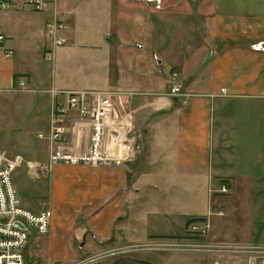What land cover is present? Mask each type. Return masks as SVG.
Here are the masks:
<instances>
[{"label":"crops","instance_id":"0c3cea01","mask_svg":"<svg viewBox=\"0 0 264 264\" xmlns=\"http://www.w3.org/2000/svg\"><path fill=\"white\" fill-rule=\"evenodd\" d=\"M33 13L0 11V94L22 82V92L43 87L49 130L53 90H102L114 102L107 144L115 160L51 167L48 131L38 135L47 139V162H25L35 178H49L48 246L65 243L71 262H87L130 242L179 235L194 217L211 218L213 241L264 245V0H57ZM56 14L68 43L48 68L40 52L50 46L46 29ZM174 72L183 96L171 94ZM29 100L40 109L41 98ZM81 121L71 114L67 137L84 150L91 127ZM28 253L29 246V260ZM130 257L100 263L230 260Z\"/></svg>","mask_w":264,"mask_h":264},{"label":"built area","instance_id":"2783aa9c","mask_svg":"<svg viewBox=\"0 0 264 264\" xmlns=\"http://www.w3.org/2000/svg\"><path fill=\"white\" fill-rule=\"evenodd\" d=\"M57 0H0V11L29 10L36 13L47 12ZM157 2V0H155ZM66 25L59 17L48 22L46 36L51 46L45 52V58L54 62L58 48L65 46L68 39L64 35ZM5 37L0 35V41ZM171 94L183 96V82L180 74H172ZM24 82L21 83L23 87ZM225 91V90H224ZM54 103L48 139L51 146L49 165L91 164L100 165L116 158L111 156L112 146L107 144L109 122L114 114V102L111 92L89 91H52ZM77 112L81 122L91 127L88 146L83 150L70 147L68 118ZM44 138V134H40ZM89 138V137H88ZM82 139H85V134ZM25 159L22 155H11L0 148V264H32L27 258L29 241L34 234L47 236L51 232L53 212L45 209L35 212L26 207L15 183L14 174ZM227 191L226 186L222 188ZM223 215L222 212H219ZM213 225L210 217H194L189 220L183 234L156 237L143 243H132L109 251L105 255L136 254L139 252L160 253H234L248 256L247 264H264V246L238 245L217 242L211 239ZM97 257L91 258L96 259ZM84 261L83 263H85ZM81 263V264H83Z\"/></svg>","mask_w":264,"mask_h":264},{"label":"rangeland","instance_id":"374dc122","mask_svg":"<svg viewBox=\"0 0 264 264\" xmlns=\"http://www.w3.org/2000/svg\"><path fill=\"white\" fill-rule=\"evenodd\" d=\"M33 15L39 16L40 13H33ZM51 41L52 40L48 38L46 43L49 42L51 46ZM50 46L48 48H50ZM44 52L46 51L42 49L40 54L44 55ZM46 62V64H48V68L52 66V62ZM21 88L23 89L24 87ZM21 88H16L14 92H5L0 94V148L7 151L11 155H22L25 159L24 163L28 161V159H34L37 162L39 160L41 163L47 162L48 142L47 139L40 138L38 135L39 133L46 134L49 131L50 103H48L46 97H43L44 91H40L43 89V87L38 89L33 88L36 91L31 90L30 92H22L23 90H21ZM30 96L41 98V102L39 104L40 109H37L36 112L33 109H30L31 107H29ZM25 139L31 142V146L29 145V142L28 144L27 142H24ZM43 147L45 148V150L43 149ZM31 148L35 150V154H38L36 157H32L34 151L31 150ZM110 154L111 156L116 157V154L114 152ZM24 163L14 174L15 183L17 185V188L19 189L18 191L22 198V201L32 210L42 211L48 208H52L53 206L51 203L52 200L51 191L49 188V178H38L37 174L34 172V175L36 176L35 178L30 172L27 163ZM49 202L51 203V205H49ZM131 243L133 242H130V244ZM225 243L238 245H259L250 242L248 243L245 241L237 242L236 240H230L229 242ZM51 244H53L51 247L50 244L48 246V235L42 236L34 232V235H32L29 241V247L32 251V253H28L30 254L29 262H31L32 264H81L83 260H86V258H80L78 261L71 262V259L73 258H68L67 255L69 249L65 243L54 242ZM34 252L36 254H34ZM222 254L226 255L227 257L229 256L228 258L230 260L224 261L225 259H223L224 262L221 261L220 264H243L241 260L244 259L243 257H245L246 259L245 264L247 263L248 256L246 254L244 256L241 254H234L230 252L217 253L213 254V256L218 257ZM108 258L117 260H134V257H130L129 254H110L105 255V257L96 258L93 260L91 258H87V262L83 264H102L100 262L103 261L104 263L108 260ZM202 260L203 261L201 262V264H208L207 261H204V259ZM216 263L219 264V259L216 260Z\"/></svg>","mask_w":264,"mask_h":264}]
</instances>
